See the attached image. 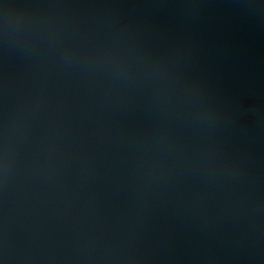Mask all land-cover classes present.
Instances as JSON below:
<instances>
[{
  "label": "water",
  "instance_id": "water-1",
  "mask_svg": "<svg viewBox=\"0 0 264 264\" xmlns=\"http://www.w3.org/2000/svg\"><path fill=\"white\" fill-rule=\"evenodd\" d=\"M0 260L264 264V0H0Z\"/></svg>",
  "mask_w": 264,
  "mask_h": 264
},
{
  "label": "snow or ice",
  "instance_id": "snow-or-ice-1",
  "mask_svg": "<svg viewBox=\"0 0 264 264\" xmlns=\"http://www.w3.org/2000/svg\"><path fill=\"white\" fill-rule=\"evenodd\" d=\"M5 6H6V5H5ZM248 122H249V123H252L251 120H249ZM0 264H3V261H2V260H0Z\"/></svg>",
  "mask_w": 264,
  "mask_h": 264
}]
</instances>
